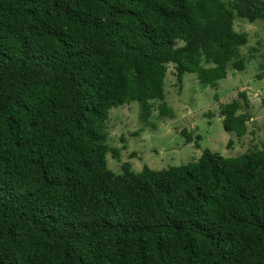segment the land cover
Segmentation results:
<instances>
[{"label":"trees","instance_id":"16d2710c","mask_svg":"<svg viewBox=\"0 0 264 264\" xmlns=\"http://www.w3.org/2000/svg\"><path fill=\"white\" fill-rule=\"evenodd\" d=\"M235 15L264 22V0H0V264H264V148L106 162L112 107L169 113L168 64L178 85L244 69ZM239 97L218 105L238 137Z\"/></svg>","mask_w":264,"mask_h":264},{"label":"rangeland","instance_id":"374dc122","mask_svg":"<svg viewBox=\"0 0 264 264\" xmlns=\"http://www.w3.org/2000/svg\"><path fill=\"white\" fill-rule=\"evenodd\" d=\"M234 30L245 32L248 38L240 49L243 70L229 66L227 75L214 86L201 84L194 73H184L178 85L173 65L168 64L164 79L168 114H160L158 101L146 121L142 120L136 101L109 110L106 142L119 152L118 161L110 152L106 154L109 168L120 173L121 163L127 160L134 172L144 165L162 169L196 160L205 149L229 157L264 148V78L255 76L259 53H264V22H249L235 15ZM240 91H244L245 101L238 96ZM234 97L241 99L240 111L249 114L246 132L239 137L223 129L218 108L219 103ZM183 129L191 135V141H186Z\"/></svg>","mask_w":264,"mask_h":264}]
</instances>
